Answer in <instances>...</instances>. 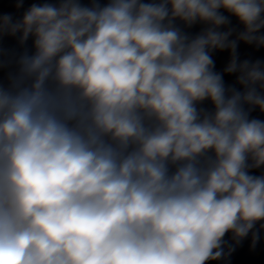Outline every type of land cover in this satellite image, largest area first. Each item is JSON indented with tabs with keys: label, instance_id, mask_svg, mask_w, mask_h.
Listing matches in <instances>:
<instances>
[{
	"label": "clouds",
	"instance_id": "1",
	"mask_svg": "<svg viewBox=\"0 0 264 264\" xmlns=\"http://www.w3.org/2000/svg\"><path fill=\"white\" fill-rule=\"evenodd\" d=\"M0 264H264V0H0Z\"/></svg>",
	"mask_w": 264,
	"mask_h": 264
}]
</instances>
